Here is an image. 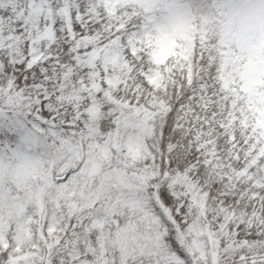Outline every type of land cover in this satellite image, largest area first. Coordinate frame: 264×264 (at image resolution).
Segmentation results:
<instances>
[{
  "label": "snow or ice",
  "instance_id": "1",
  "mask_svg": "<svg viewBox=\"0 0 264 264\" xmlns=\"http://www.w3.org/2000/svg\"><path fill=\"white\" fill-rule=\"evenodd\" d=\"M0 264H264V0H0Z\"/></svg>",
  "mask_w": 264,
  "mask_h": 264
}]
</instances>
